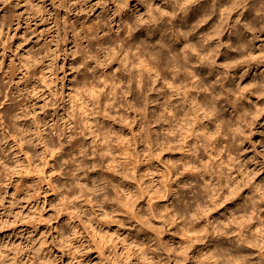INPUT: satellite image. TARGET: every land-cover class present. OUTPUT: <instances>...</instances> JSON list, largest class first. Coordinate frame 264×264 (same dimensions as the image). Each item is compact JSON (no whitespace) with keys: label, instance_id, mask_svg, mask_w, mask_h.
Wrapping results in <instances>:
<instances>
[{"label":"rangeland","instance_id":"rangeland-1","mask_svg":"<svg viewBox=\"0 0 264 264\" xmlns=\"http://www.w3.org/2000/svg\"><path fill=\"white\" fill-rule=\"evenodd\" d=\"M165 1L175 6L176 0ZM119 15L132 28L162 30V0H0V109L16 108L0 122V258L5 264H244L221 236L230 220L241 224L245 207H255L259 228L250 234L258 241L247 245L252 256L246 264H264V65L257 57L244 68L242 59L231 62L247 120L256 122L252 131L246 128L241 163L225 152L217 158L225 178V163L234 170L222 190L214 186L215 174L200 175L212 188L198 189L200 207L190 191L195 180L186 173L181 178L178 144L163 150L162 61L151 59L148 68L141 63L149 78L138 90V59L111 41L120 31L110 21ZM247 17L257 27L245 36H256L251 42L259 48L264 13ZM98 22L109 27L111 39L96 31ZM193 37L201 40L202 33ZM110 43L113 50L104 54ZM90 83L93 89L84 86ZM87 102L83 120L80 107ZM92 179L101 190L93 189ZM235 187L234 205L224 198L211 208L205 202L217 198L214 188L228 193ZM183 198L192 211L184 210ZM239 228L228 237L248 244L249 234L240 240Z\"/></svg>","mask_w":264,"mask_h":264},{"label":"bare ground","instance_id":"bare-ground-1","mask_svg":"<svg viewBox=\"0 0 264 264\" xmlns=\"http://www.w3.org/2000/svg\"><path fill=\"white\" fill-rule=\"evenodd\" d=\"M123 7L125 12L130 11L127 4ZM257 11L264 13V0H231L229 5L227 0H208L207 2L176 0L173 8L167 1L162 0V30L161 28H155L154 33H150L146 28L138 29V26L132 28L134 25L127 19H121L120 15L118 16L119 19L117 18L118 20L113 19L110 21L117 27V32L120 31L119 35L114 32L116 36L113 39L110 37L111 31L108 33L109 27L105 29L100 22L96 24V31L99 30L98 32L100 33L108 34V39L113 41L114 45H116L115 47H118L121 53L124 55L132 54L139 60H137L139 73L135 77L137 79L133 78V80H136L138 90L144 89L147 85L146 78L149 77H146L145 70L150 65V60H156L158 57L161 59L162 87L165 89L162 90L163 150L170 152L171 143L174 144L176 142L178 144L175 148H177L176 152L180 157L176 161H179L185 170L181 178L184 179L186 173L191 182L195 180L190 191L194 192L192 197L194 203L200 207L203 204H201L202 195L198 189L212 190L209 183L199 179L200 175L210 176L215 174L217 180L214 186H218L222 190V185L226 183L234 170L228 163H225V169L228 170V176L225 178L220 169L218 159L225 152L228 157L232 155L236 159L240 158L241 163L243 158L239 154V149L241 142L247 138L246 128L249 132L252 131L251 127L256 122L247 120L248 109L245 105V96L234 83L233 77L236 69L231 66V62L242 59V68H244L250 66L248 63L250 59L257 57V62L264 65V45L255 48V43L251 41L258 38L256 36L252 38L245 36L246 33H249L250 36L253 31H256L257 24L253 19H249L247 15ZM169 21L172 25L171 27L169 26L173 30L172 35L167 32L169 27L166 28L165 26V23ZM136 27L139 37L134 35L136 32L133 34V30ZM169 31L171 30L169 29ZM224 32L225 35L227 34L225 42L223 40L225 37ZM200 33H202V39H194L193 36ZM101 38L104 37L102 36ZM230 41L231 43L228 44ZM112 44L110 43L104 49V54L109 55V51L114 48ZM231 49H235V52L231 53ZM100 50L99 53H101ZM100 55L98 54L95 61L92 58L94 63L102 57ZM144 56H147L148 60ZM158 59L157 61H159ZM142 62L146 67L145 69L141 64ZM255 66L256 62H254V70L258 71ZM43 77L44 75H41V79ZM84 86L89 89L95 87L91 83ZM169 90L172 91L169 92ZM4 99L7 100L6 93L4 94ZM3 103V101H0V107ZM174 104L177 105L174 107ZM15 109L11 108L6 111L0 109L1 125L8 121L7 117L12 112H15ZM86 110H90L88 102L83 104V107H80V114L83 115V120L85 119ZM172 119L178 121L175 128L171 124ZM171 133H173V136H170ZM260 133L263 135L261 143L264 146V129ZM192 145L194 150L190 151ZM198 149L201 150L199 154L197 153ZM92 183L93 189H102L99 184L94 183V179H92ZM236 188L230 189L228 193L224 191L218 192L214 188L217 198L209 196L205 202L211 208L215 205H212V203H219L224 198L226 202H233L234 205L237 200L236 195L240 194V191ZM194 189L196 190L194 191ZM175 190L173 185H171V188L169 186L167 196L169 195L170 198L175 197ZM181 201L186 212L192 211L193 203L190 199L183 198ZM258 206L262 207L261 204ZM210 208L208 207V209ZM255 210V207L252 209L245 207L241 224L235 223V220H230L228 222L230 228L225 229L224 236H221L222 238H228L230 247L237 248V251L241 254V262L244 264L248 263L252 256L247 245L255 246L258 241L250 234V231H258L259 228L260 216ZM239 226L238 238L240 240L244 232L249 234L246 236L248 244L242 246L232 242L234 237H228ZM218 234L221 235L222 231H219ZM220 239L217 241L220 242ZM260 240L264 241L263 233L260 235ZM263 252L262 255H264ZM6 261L7 258H0V264H5ZM9 262L10 259L8 260ZM224 264L229 263L225 262Z\"/></svg>","mask_w":264,"mask_h":264}]
</instances>
